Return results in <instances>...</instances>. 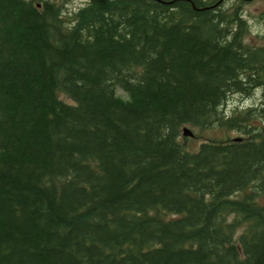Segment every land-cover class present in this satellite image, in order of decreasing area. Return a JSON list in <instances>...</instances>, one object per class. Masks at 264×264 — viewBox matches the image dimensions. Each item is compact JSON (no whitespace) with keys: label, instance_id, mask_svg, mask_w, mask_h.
<instances>
[{"label":"trees","instance_id":"1","mask_svg":"<svg viewBox=\"0 0 264 264\" xmlns=\"http://www.w3.org/2000/svg\"><path fill=\"white\" fill-rule=\"evenodd\" d=\"M247 1L0 0V264H264Z\"/></svg>","mask_w":264,"mask_h":264},{"label":"rangeland","instance_id":"2","mask_svg":"<svg viewBox=\"0 0 264 264\" xmlns=\"http://www.w3.org/2000/svg\"><path fill=\"white\" fill-rule=\"evenodd\" d=\"M243 9L247 15L248 21V31L246 33V40L252 44L264 43V24H259L258 19L261 18L259 13L264 10V0H248L243 4ZM259 17V18H258ZM257 96V95H256ZM242 98L245 103H248L249 99H244L240 95H236L230 98V101L239 102ZM229 101V102H230ZM231 104V102H230ZM259 120H257L258 122ZM187 127L192 131V134H184L183 128ZM180 135V140L185 145L186 148L196 149L199 142L204 138L209 137H227L239 135L237 131L226 130L219 127L205 128L200 130L198 127H190L189 125H184ZM197 132V135L194 133ZM259 201L264 202V193L258 197Z\"/></svg>","mask_w":264,"mask_h":264},{"label":"water","instance_id":"3","mask_svg":"<svg viewBox=\"0 0 264 264\" xmlns=\"http://www.w3.org/2000/svg\"><path fill=\"white\" fill-rule=\"evenodd\" d=\"M183 133H184V134H192V131H191L189 128L184 127V128H183Z\"/></svg>","mask_w":264,"mask_h":264}]
</instances>
